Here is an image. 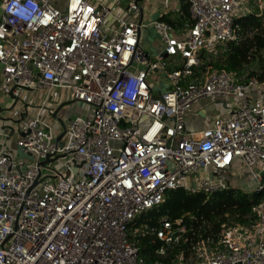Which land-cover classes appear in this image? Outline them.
I'll list each match as a JSON object with an SVG mask.
<instances>
[{"label":"built area","instance_id":"obj_1","mask_svg":"<svg viewBox=\"0 0 264 264\" xmlns=\"http://www.w3.org/2000/svg\"><path fill=\"white\" fill-rule=\"evenodd\" d=\"M178 2L192 24L175 34L153 22L162 50L152 56L141 46L148 25L115 7L0 0V96L59 88L90 110L66 128L63 147L46 101L24 119L17 146L33 156L25 171L0 149V264H264V204L254 223L224 228L217 242L190 239L192 228L168 216L139 222L168 191L237 189L232 170L255 180L249 192L264 190V84L212 62L235 39L236 19L264 15V0ZM215 98L229 102L228 113L188 131L194 106ZM47 157L58 159L41 166ZM61 159L68 163L58 170ZM144 238L161 259L143 258Z\"/></svg>","mask_w":264,"mask_h":264},{"label":"trees","instance_id":"obj_2","mask_svg":"<svg viewBox=\"0 0 264 264\" xmlns=\"http://www.w3.org/2000/svg\"><path fill=\"white\" fill-rule=\"evenodd\" d=\"M186 15L189 16L187 11ZM162 20L170 22L169 17ZM235 31V39L223 45L224 52L218 53L215 66L239 77H256L264 84V15L253 12L236 19ZM253 62L256 68L247 73ZM263 204L264 190L251 193L237 188L207 196L180 188L168 191L162 204L143 215L139 222L155 225L161 217L168 216L173 222L180 221L192 228L187 235L190 239L202 237L217 242L224 228L254 223L259 218L258 207ZM140 246L147 261L161 259L155 254L157 246L152 239H142ZM182 247L186 249V244ZM178 253L179 249H175L169 258H175ZM185 255L188 257L189 253Z\"/></svg>","mask_w":264,"mask_h":264},{"label":"crops","instance_id":"obj_3","mask_svg":"<svg viewBox=\"0 0 264 264\" xmlns=\"http://www.w3.org/2000/svg\"><path fill=\"white\" fill-rule=\"evenodd\" d=\"M98 2L115 7L117 13L126 19L139 22L142 17V23L148 27L142 30L141 46L151 55H157L162 50L160 35L152 26L153 22L163 21V18L169 17L170 22L167 23L173 26L175 34H181L187 25L192 24L189 6L178 2V0H93V3ZM132 2L138 3V12L129 11V5ZM186 11L189 16L186 15ZM1 17L2 10L0 8V19ZM20 97L25 103L20 99L16 101V97L12 95L0 96V149H9L19 167L25 171L33 161V156L17 146L20 125L24 119L35 116L38 108L46 101L47 111L44 117L59 136L64 133L74 118L87 117L90 110L72 101L70 93L59 88L51 91L24 90ZM228 103L227 100L220 98L201 101L188 114L187 130L200 131L211 126L216 117L225 116L228 113ZM209 107L212 108L211 111L208 110ZM240 173L250 177L245 170ZM242 177L240 176V179ZM249 179L252 180L251 177ZM237 186L244 191L252 190L240 187V181Z\"/></svg>","mask_w":264,"mask_h":264},{"label":"rangeland","instance_id":"obj_4","mask_svg":"<svg viewBox=\"0 0 264 264\" xmlns=\"http://www.w3.org/2000/svg\"><path fill=\"white\" fill-rule=\"evenodd\" d=\"M222 52H224V46H220V47H218V49H217V54L212 56V62H215L218 53L221 54ZM152 55L155 56V54H152ZM263 55H264V52H263ZM255 68H256V62H253V63L248 67L247 73L250 72V71H252V70L255 69ZM247 73H245V74H247ZM244 76H245V75H244ZM208 110L211 111L212 108L209 107ZM67 163H68V159H61L60 161L56 162V163L54 164V166H55L58 170H63V169H65V168H63L62 166L65 165V164H67ZM226 176H227L228 180H230V182H231V186L234 187V188H239V187H238L239 185L237 186L238 181H240V187H242V188H244V189L247 188V189H252V190H253V188H254V186H255V184H256L255 180H251V179H249L250 177H249L248 175H247V176H246V175H243V173H242V176L245 177V178L242 177V178L240 179V175H239L238 171H232V172L229 173V174L227 173ZM239 189H240V188H239ZM252 190H251V191H252Z\"/></svg>","mask_w":264,"mask_h":264},{"label":"water","instance_id":"obj_5","mask_svg":"<svg viewBox=\"0 0 264 264\" xmlns=\"http://www.w3.org/2000/svg\"><path fill=\"white\" fill-rule=\"evenodd\" d=\"M142 22H143V18L141 17V20L139 21V24H142ZM15 99H16V101H19L18 98H15ZM64 135H65V131H64V133H62L61 135H59L57 137V141L56 142H57V144H58L59 147H63V145H64V143L61 141L62 138L64 137ZM29 155L32 156V154H29ZM58 157H60V156H58ZM58 157L53 158V159H51L50 157H47V159L41 163V166L44 167V166H46V165H48L50 163H54L58 159ZM37 183H38V181L36 182V184Z\"/></svg>","mask_w":264,"mask_h":264}]
</instances>
